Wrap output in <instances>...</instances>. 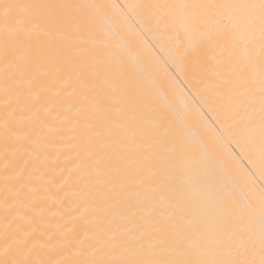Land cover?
<instances>
[{
	"label": "snow or ice",
	"instance_id": "snow-or-ice-1",
	"mask_svg": "<svg viewBox=\"0 0 264 264\" xmlns=\"http://www.w3.org/2000/svg\"><path fill=\"white\" fill-rule=\"evenodd\" d=\"M60 7L0 0V264H264V218L258 248L243 230L206 239L181 227L136 133L112 125L114 98L51 41L34 39L37 17L54 37L60 21L50 10ZM167 7L184 10L194 86H212L201 56L219 51L243 105L258 101L264 159V0ZM257 25L258 85L250 78ZM238 124L243 136L250 123Z\"/></svg>",
	"mask_w": 264,
	"mask_h": 264
},
{
	"label": "bare ground",
	"instance_id": "bare-ground-1",
	"mask_svg": "<svg viewBox=\"0 0 264 264\" xmlns=\"http://www.w3.org/2000/svg\"><path fill=\"white\" fill-rule=\"evenodd\" d=\"M61 5L48 25L37 17L35 40L94 73L97 90L114 98L113 126L135 132L146 171L165 179L181 227L217 239L243 230L259 247L264 218V159L261 157L260 106L243 105V86L234 87L225 56H201L211 69L212 86H194L187 71L191 39L184 10L169 5L258 3L259 0H24ZM146 5L156 7L147 8ZM239 35V33H238ZM253 46L259 81L260 36ZM3 63L0 61V72ZM3 97L0 96V103ZM238 122L249 124L243 136ZM152 188L160 189L159 183Z\"/></svg>",
	"mask_w": 264,
	"mask_h": 264
}]
</instances>
